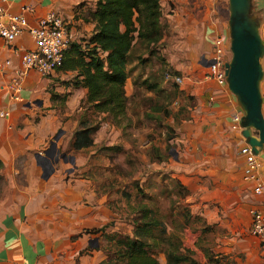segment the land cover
<instances>
[{
  "label": "crops",
  "instance_id": "crops-1",
  "mask_svg": "<svg viewBox=\"0 0 264 264\" xmlns=\"http://www.w3.org/2000/svg\"><path fill=\"white\" fill-rule=\"evenodd\" d=\"M160 1H165L162 16L166 24L162 53L166 55V63L180 72L181 89L188 103V119L180 126L182 141L187 144L182 151L187 160L182 172H187L186 177L194 187L191 189L199 211L213 214L226 230L223 240L227 242L222 253L232 264H261L260 241L250 233L249 212L252 208L261 209L263 201L253 193L251 183L243 180L244 160L239 150L248 140L243 129H232L233 115L239 113L243 118L245 111L239 97L227 85L201 80L217 37L223 39L227 58H231L229 0ZM95 2L6 0L2 4L9 13L22 12L30 26L49 12H55L66 22L72 41L83 43L95 26L89 17ZM26 6L30 10L24 11ZM263 12L264 0H250L249 16L256 24L263 46L259 89L264 114V32L258 17ZM33 46L27 31L9 46L0 39V60L12 62L11 67L0 71V111L8 112V116H0V175L1 181L4 178L9 183L7 193L0 200V264H104L108 253L102 248V232L87 231L107 224L111 225L106 233L117 231L125 224V219L112 208L106 191L94 181L75 176L70 168L63 166L45 173L37 155L61 130L56 151L60 153L57 142L63 143L68 136L61 153L76 160L74 155L78 154L72 147L67 148L78 128L80 117L74 113H79L80 108L79 104H75L76 110L69 106L71 101L82 99L86 90L72 89V84L64 87L62 81L67 75L58 68L45 77L29 70L16 101H11L6 92L8 82L20 65V56L14 51L29 50ZM50 89L59 95L68 93V107L63 113L51 104ZM125 89L129 95L127 85ZM91 122L85 119L87 126H91ZM107 127L103 122L98 126L95 131L98 137L92 136L94 144L109 143L110 137L104 133ZM108 128L114 130L113 126ZM250 131L256 134L254 128ZM257 154L263 170L264 152L260 149ZM61 160L60 165L70 163Z\"/></svg>",
  "mask_w": 264,
  "mask_h": 264
},
{
  "label": "rangeland",
  "instance_id": "rangeland-1",
  "mask_svg": "<svg viewBox=\"0 0 264 264\" xmlns=\"http://www.w3.org/2000/svg\"><path fill=\"white\" fill-rule=\"evenodd\" d=\"M159 2V22L165 28V17L162 16L165 1ZM258 17L264 32V12ZM83 43L86 44L85 41ZM159 43L165 44L163 38ZM146 48L143 42H134L124 64L126 105L123 113L104 112L102 116V111L94 108L97 102L88 100V88L83 85L80 70L60 69L67 75V79L62 81L64 87L68 88L72 84V89L86 90L85 96L77 102L71 101L69 107L76 110L75 104H79L80 112L74 114L80 117V121L86 118L92 120L91 126L95 130L91 137H98L95 131L102 122L106 127L113 126L114 130L105 129L104 133L110 137L109 143L99 141L85 150H74L78 155H74L76 160L73 164L60 165L62 160L59 155L61 148H66L68 136L64 137L63 143L57 142L60 153H57L56 147L49 150L50 142L44 145L37 152L40 155L39 162L43 164L45 173L49 172L50 166L67 167L75 176L88 178L103 192L106 191L112 208L125 219V224L116 231L120 234H131L134 222L142 214L141 209L146 208L148 218L154 222L149 251L157 257L159 264H232L233 261L221 251L227 242L223 240L226 230L213 214L199 211L198 201L194 200L196 195L191 189L194 187L186 177L187 172H182L187 164L182 151L187 144L182 141L184 137L180 126L188 119V103L181 89L182 84L175 80L181 76L180 72L166 63L163 51L155 54ZM170 68L173 72L169 70L171 76L166 78L164 71ZM126 85L129 95L125 92ZM49 92L51 104L63 113L68 107V93L59 95L51 89ZM106 100L102 93L98 104L102 105ZM91 107L93 111H90ZM70 148L71 144L67 150ZM47 150L49 152L46 153ZM56 162H59L58 166ZM8 187V179L3 178L0 200L4 198ZM116 241L104 238L103 244L112 246ZM109 264L122 262L112 257Z\"/></svg>",
  "mask_w": 264,
  "mask_h": 264
},
{
  "label": "trees",
  "instance_id": "trees-1",
  "mask_svg": "<svg viewBox=\"0 0 264 264\" xmlns=\"http://www.w3.org/2000/svg\"><path fill=\"white\" fill-rule=\"evenodd\" d=\"M160 14L159 0H96L94 11L89 13L95 26L90 36L83 39L87 45L71 41L58 68L80 70L83 85L88 88V100L97 102L95 109L106 113H123L126 105L124 64L136 41L146 44L150 53L158 54L163 50V43L157 44L165 32L159 22ZM169 70L173 72L170 68L164 74ZM102 93L107 100L101 105L98 103ZM94 130L95 127L79 120L71 147L80 150L91 146ZM1 178L0 175V181ZM141 213L134 222L131 234L116 231L106 233V228L111 224L87 231L91 234L102 232V241L104 238L117 240L113 244L114 249L113 245L106 246L102 242V248L108 253V260L104 264H109L112 257L121 260L122 264H159L157 257L149 251L154 222L148 218L146 208H142Z\"/></svg>",
  "mask_w": 264,
  "mask_h": 264
},
{
  "label": "built area",
  "instance_id": "built-area-1",
  "mask_svg": "<svg viewBox=\"0 0 264 264\" xmlns=\"http://www.w3.org/2000/svg\"><path fill=\"white\" fill-rule=\"evenodd\" d=\"M0 0V39L6 46L12 45L22 34L27 31L33 41V48L29 50L14 51L20 56V65L15 69L14 77L8 82L6 92L11 101L19 98L22 91V80L29 70H35L45 77L51 75L62 63L63 55L72 41L67 30L66 22L55 12H49L37 20L33 26L28 24L26 16L20 13H9ZM23 10H30L29 6ZM224 50V42L221 37L214 40L212 53L208 59L206 71L202 81H215L220 86L227 85L225 64L228 62ZM10 59L0 60V71L11 67ZM171 76L166 73V78ZM178 84L183 82L181 76L175 78ZM0 116H8V112L0 111ZM242 117L236 113L232 117V129L241 131ZM240 155L243 157V180L251 183L252 191L262 199L263 207L252 208L249 212L251 217L250 233L259 239L261 246V264H264V171L258 154L252 147L245 143L240 147Z\"/></svg>",
  "mask_w": 264,
  "mask_h": 264
},
{
  "label": "water",
  "instance_id": "water-1",
  "mask_svg": "<svg viewBox=\"0 0 264 264\" xmlns=\"http://www.w3.org/2000/svg\"><path fill=\"white\" fill-rule=\"evenodd\" d=\"M249 6L250 0H229L232 55L225 68L227 86L239 97L245 111L241 120L243 135L257 154L260 149L264 152V115L259 89V81L263 75L260 63L263 46L256 24L249 16ZM251 128L256 130L255 135L251 133ZM61 133L59 130L50 141L49 150L56 147V141ZM59 157L74 163V157L67 156L66 153H61ZM50 169L53 171V166H50ZM94 241L97 242V239Z\"/></svg>",
  "mask_w": 264,
  "mask_h": 264
}]
</instances>
